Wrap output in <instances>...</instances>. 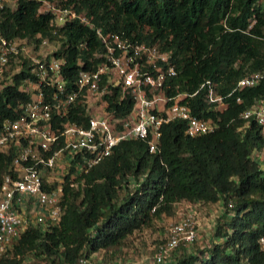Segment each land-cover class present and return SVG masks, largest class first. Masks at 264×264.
Returning <instances> with one entry per match:
<instances>
[{"label":"trees","instance_id":"16d2710c","mask_svg":"<svg viewBox=\"0 0 264 264\" xmlns=\"http://www.w3.org/2000/svg\"><path fill=\"white\" fill-rule=\"evenodd\" d=\"M61 2L83 13L91 26L76 19L56 26L50 14L39 12L41 0H15L0 13L1 35L56 43L52 55L65 60L62 73L71 86L79 70H93L104 60L96 28L156 44L176 69L163 93L185 94L180 102L214 128L190 137L186 122L174 119L161 126L157 153L148 151L147 139L122 140L87 173L71 176V167L62 182L58 223L29 224L0 264H60L100 251L113 253L135 231L173 215L183 201L221 204L211 243L203 249L179 248L170 259L153 264H264L258 242L264 235V135L258 124L244 125L240 117L264 99V80L237 87L246 75L264 71V0ZM29 67L25 61L14 83L0 91V122L18 116L20 103L29 99L19 85ZM206 81L220 103L208 102ZM102 100L115 120L125 118L134 102L130 94L122 96L119 86H109ZM84 112L77 102L67 117L52 123L85 126ZM12 155V149L0 152V183L11 169Z\"/></svg>","mask_w":264,"mask_h":264},{"label":"built area","instance_id":"2783aa9c","mask_svg":"<svg viewBox=\"0 0 264 264\" xmlns=\"http://www.w3.org/2000/svg\"><path fill=\"white\" fill-rule=\"evenodd\" d=\"M14 1L0 0V13L6 6L12 7ZM39 12L50 14L51 23L56 26L75 19L91 26L83 13L61 0H41ZM95 32L104 47V60L93 70H79L72 86L62 73L65 60L52 55V51H43V46L50 44L47 39L35 44L20 38L7 39L0 33V91L14 83L13 75L22 70L25 61L30 64V74L19 84L29 99L20 103L18 116L0 122V152L13 150L11 169L0 183V257L29 224L58 223L62 182L71 167V176L87 173L122 140L147 139L148 151L157 153L160 128L174 119L186 122L185 133L190 137L214 128L211 120L197 118L180 102L185 94L167 97L163 93L167 80L176 76L167 51L156 44L130 41L116 32H103L101 28ZM262 80L264 71L253 72L240 79L237 87H252ZM206 84L208 102L220 103L221 97L215 95L210 82ZM109 86H119L122 96L128 93L133 98L132 110L125 118L115 120L106 111L102 95ZM168 101L171 103L166 106ZM77 102L85 107V126L70 121L60 122L61 127L52 123L54 118L67 117ZM240 117L244 125L254 121L264 135V99L256 100ZM55 182V187L48 188ZM186 204L191 205L187 201ZM188 211V215H182L175 207L178 218L147 264L166 261L179 248L190 249L197 230L195 212ZM258 242L264 249V235ZM60 264L94 263L80 256Z\"/></svg>","mask_w":264,"mask_h":264},{"label":"rangeland","instance_id":"374dc122","mask_svg":"<svg viewBox=\"0 0 264 264\" xmlns=\"http://www.w3.org/2000/svg\"><path fill=\"white\" fill-rule=\"evenodd\" d=\"M55 48H57V44L50 42L42 49L47 53ZM259 161L263 163V160L259 159ZM175 207L182 215H188L190 212L188 210L195 212L197 238L190 245V248L203 249L208 247L212 240L214 223L222 210L221 204L191 203V205H188L186 202H182ZM177 218L178 216L174 212L171 216L156 219L150 226L132 233L115 252L100 251L90 256L89 260L94 264H107L111 260L113 264H147L155 253L157 246L166 240L167 229Z\"/></svg>","mask_w":264,"mask_h":264}]
</instances>
